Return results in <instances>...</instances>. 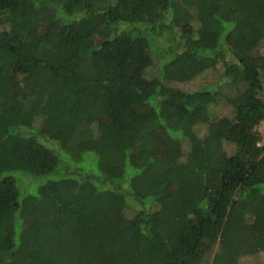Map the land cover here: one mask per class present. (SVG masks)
Masks as SVG:
<instances>
[{
    "label": "trees",
    "instance_id": "trees-1",
    "mask_svg": "<svg viewBox=\"0 0 264 264\" xmlns=\"http://www.w3.org/2000/svg\"><path fill=\"white\" fill-rule=\"evenodd\" d=\"M262 122L264 0H0V264L264 254Z\"/></svg>",
    "mask_w": 264,
    "mask_h": 264
},
{
    "label": "rangeland",
    "instance_id": "rangeland-1",
    "mask_svg": "<svg viewBox=\"0 0 264 264\" xmlns=\"http://www.w3.org/2000/svg\"><path fill=\"white\" fill-rule=\"evenodd\" d=\"M34 29V28H33ZM151 35H149V38L151 39ZM189 86H197L196 82L194 84H189ZM229 109V108H228ZM224 112L223 109H221V113L222 114ZM259 130L262 134V144L264 145V122L261 123V125L259 126ZM159 138L160 136L163 134L162 132H159ZM53 145H49L46 144L48 147L54 149L55 151L58 152V154L63 158L64 155L66 156V153L61 149L60 145L58 142L56 141H51ZM165 144L162 142H158V144L155 145V153L156 155H158L159 157L163 155V148H164ZM68 156V155H67ZM22 172H12V174L15 176L17 174H20ZM26 174V173H24ZM28 175V174H27ZM30 177L26 176L23 180L25 183L29 184L32 183L33 181H36L34 179H37V186H39L40 184H42L45 181V177H40V176H33V175H29ZM19 187L21 188V192H22V196L23 197L25 195V188L23 187L22 183L19 182L18 183ZM264 254H260L257 256H249V257H245L241 260V264H256L257 262H260L263 259Z\"/></svg>",
    "mask_w": 264,
    "mask_h": 264
}]
</instances>
